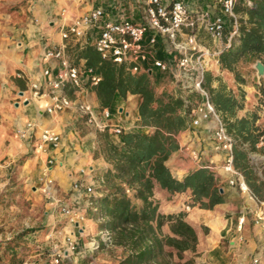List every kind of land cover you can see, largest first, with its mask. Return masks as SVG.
Instances as JSON below:
<instances>
[{
  "label": "crops",
  "instance_id": "obj_1",
  "mask_svg": "<svg viewBox=\"0 0 264 264\" xmlns=\"http://www.w3.org/2000/svg\"><path fill=\"white\" fill-rule=\"evenodd\" d=\"M171 1L168 0V2ZM184 1L187 6L188 3L193 6L194 10L200 9L212 14L219 12L214 0ZM146 8V0H0V178L7 168L22 159L24 162L21 167L22 179L27 183L28 178L34 174V178L38 177L40 181L51 177L57 183L66 185L71 180L70 175L87 164H90V179H87L89 176L86 174L85 180L92 182L94 176L98 177L97 175L100 180H104L103 174L112 167L103 157L95 156L96 136L90 133V136L82 137L74 127V116L78 113L75 108H68L52 116L46 111L50 104L49 99L25 102L21 92L29 90L31 81L43 82L40 78L44 68L43 57L47 51L63 44L61 29L68 25L72 18L83 16L96 9L104 11L101 21L88 33V37L92 40L98 37L106 21L141 22ZM202 39L213 46L212 39L206 34H202ZM163 43L165 42H158L155 48L158 50L157 57L165 59L167 53L163 52ZM89 44L90 46L87 47L93 48L92 43ZM87 47L69 42L68 55L70 53L77 55L76 60L80 61L83 59L80 55ZM215 67L214 72L209 74L207 82V86L209 83L212 89H217L221 83H227V80L230 82L233 75L223 70L221 64ZM151 77L158 93L172 91L171 75H162L154 71ZM82 79L86 81L85 76ZM233 85V83L230 84L231 87ZM237 85L243 87L246 94L241 102L242 109L237 110L235 117L228 118V121L234 123L244 118L251 122L252 90L241 84L237 83ZM69 92V96L73 98L72 90H68V94ZM230 93L235 95L234 90ZM80 97L96 107L101 105L94 88H88L81 93ZM141 103L140 95H128L125 99L117 97L109 110L115 109L120 117L112 116L110 124L123 128L124 134H152L155 131L154 128L144 127L141 124L139 115ZM9 105L12 107L9 108ZM97 113L100 114V112ZM122 115L125 119L121 117ZM28 123H36L37 136L44 128L55 130L61 139L59 149L52 154L42 153L36 148L37 138L31 139L30 143L27 139H21L18 130L24 129ZM259 125L264 127V116L262 120H259L257 126ZM34 134L35 132L32 136ZM111 135H109L110 139L115 145H123L121 137L115 134L111 137ZM120 136L123 137V135ZM176 139L180 148L172 153L166 162L171 176L183 182L190 175L205 170L213 177L218 190L217 200L212 197V188L208 198L203 197L201 201H198L191 188L182 193H171L154 182L152 200L158 204L159 213L165 216L182 215L198 235L197 251L185 252L184 260L181 262L194 260L195 264H254L258 261L259 264H264V228L255 224V211L260 206L243 194L237 186L230 184L232 176L223 169L225 154L215 150L212 125L204 123L198 128H191L189 124L188 129L179 133ZM31 143H34L30 149L33 154L28 158L30 152L28 146ZM194 153L198 154V159H195ZM51 158L54 159L52 165L49 164ZM28 162L30 171H28ZM236 169L244 174L241 169L237 167ZM92 173L94 176L91 175ZM246 182L249 185L247 180ZM252 183L254 184L253 181ZM105 192L106 190L103 193ZM79 194L72 195V203L81 208L82 201ZM262 194L261 197L257 196L264 200V192ZM135 202L140 207V202ZM94 208L98 209L97 206ZM98 211L99 209L96 212ZM243 215L246 221L243 230L239 231L238 222ZM83 218L86 220V216ZM77 224L76 222V227H78ZM80 228L77 238L79 247L77 256L79 257L75 258V263H78L80 258L91 257L86 249V236L92 234L97 237L102 232L94 219L88 220L85 226L81 225ZM163 231L165 234L172 235L168 225L163 227Z\"/></svg>",
  "mask_w": 264,
  "mask_h": 264
},
{
  "label": "built area",
  "instance_id": "obj_2",
  "mask_svg": "<svg viewBox=\"0 0 264 264\" xmlns=\"http://www.w3.org/2000/svg\"><path fill=\"white\" fill-rule=\"evenodd\" d=\"M146 3L147 8L141 22L106 21L98 37L93 40L88 37V33L101 21L104 11L96 9L72 18L61 29L63 44L47 51L43 57L44 68L40 77L43 82H29V90L22 91L23 101L49 99L50 104L46 111L52 116L68 108H75L95 131L111 132L120 136L124 134V129L110 124L111 110L104 109L101 105L96 107L81 99V93L88 88L97 87L102 76L97 68L87 64V60L81 59L79 64L71 60L68 55L69 42H75L84 48L92 43L102 61L122 66L132 75L152 76L154 71L171 75L173 89L169 93L183 101L184 114L191 128H198L204 123L212 125L215 150L225 154L223 169L232 176L230 184L237 186L243 194L259 204L260 207L255 211V224L264 228V200L252 191L244 174L236 169V138L229 131L222 113L217 110L207 86V76L214 72L215 66H219L222 53L233 48L237 42L234 40L240 38L241 17L236 13V8L242 6L251 9L255 0H215L218 14L200 9L190 11L184 0H146ZM202 34L212 39L213 46L203 41ZM86 39L89 40L86 42ZM160 41L165 42V59L157 57L158 50L155 47ZM83 76L86 81L82 79ZM70 89L74 99L68 94ZM37 129L36 123H28L24 129L18 130V135L29 143L31 139L37 138L36 148L42 153L52 154L59 149L61 139L55 130L44 128L37 136ZM258 147H264V136L260 138ZM193 156L198 159L197 153ZM53 163L54 159H49V164ZM84 181L81 179L75 182L74 191H83L90 198L97 197V184L94 181L89 184ZM87 205H94V202L89 200ZM64 212L70 214L69 210ZM245 221V215L241 216L238 222L239 231L243 230ZM102 235L104 244H111L110 232L103 231ZM93 246L94 251L100 249L98 243ZM74 249L72 244V250ZM63 258L53 255L44 264H61Z\"/></svg>",
  "mask_w": 264,
  "mask_h": 264
},
{
  "label": "trees",
  "instance_id": "obj_3",
  "mask_svg": "<svg viewBox=\"0 0 264 264\" xmlns=\"http://www.w3.org/2000/svg\"><path fill=\"white\" fill-rule=\"evenodd\" d=\"M236 13L241 17L240 43L220 56L222 69L231 73L237 72V64L246 56L255 57L264 64V0H259L253 9L238 6ZM80 57L87 60L89 66L97 68L102 76L94 92L104 109H111L117 97L125 99L128 95H140L141 124L155 129L150 135L123 134L122 146L111 141L109 132L101 137L104 141L102 154L112 168L104 177L106 192L94 202L99 209V218L103 220L99 224L100 230L109 231L112 246L122 250L117 264H195L194 260L181 261L185 252L197 251L196 230L182 215L159 213L158 204L152 200L154 182L171 193H182L191 188L198 201L208 198L212 188V197L216 200L218 197L214 179L207 171L200 170L180 182L171 176L166 166L172 153L180 148L177 135L189 126L183 101L167 91L158 93L150 75H132L122 66L102 61L91 47H87ZM258 91L260 104L264 106V79ZM210 92L217 110L226 116L225 119L235 117L237 110L242 109L240 100L223 88H210ZM244 96L245 92H241L242 100ZM228 128L237 137L257 145L259 138L253 134L254 124L249 120L228 121ZM234 152L236 167L243 168L246 180L252 186L253 171H245L241 166L246 153L237 146ZM132 190L131 196L129 191ZM135 201L140 202V207ZM165 225L169 226L172 235L164 233ZM105 247V244L101 245L102 249Z\"/></svg>",
  "mask_w": 264,
  "mask_h": 264
},
{
  "label": "rangeland",
  "instance_id": "obj_4",
  "mask_svg": "<svg viewBox=\"0 0 264 264\" xmlns=\"http://www.w3.org/2000/svg\"><path fill=\"white\" fill-rule=\"evenodd\" d=\"M258 1L255 0V4L251 9L256 7ZM188 7L190 11L194 10L193 6L189 3ZM244 18L247 20V15H244ZM235 41L237 42L234 47L239 45L240 38H236ZM69 56L75 64H79V61L76 60L77 55L70 53ZM259 62L261 61L255 57H244L236 66L237 72L232 73L231 81L229 82L227 80V83H221L215 90L223 88L227 93L234 90L235 96L240 102H242L241 92L244 91L243 87L238 86L237 83L249 87L250 91L252 90L253 100L250 104L253 106V114L251 122L254 124L253 134L260 140L264 136V127L263 125L257 126V124L259 120H262V116H264V106L259 101L260 93L258 86L261 84L262 79H264V75L258 77V70L255 66ZM219 76H221V73H219ZM231 83L234 84L232 87L230 86ZM247 90L249 91V89ZM10 107L12 106L9 105ZM111 114L113 118L119 116L115 109L111 111ZM121 117L125 119L124 115ZM223 117L228 126V120L225 119V116ZM74 122V127L82 137L90 133L96 136L97 145L95 147V156L104 158L102 154L104 141L101 138L103 133L91 128L86 123V118L82 117L79 113H76L74 116ZM111 134L113 135L114 133L109 132V135ZM232 134L236 138V146L246 153V159L242 160L241 166L245 167V171L246 169L253 171L252 181L254 184L250 187L252 191L261 197L264 192V147H258V143L254 146L251 141L237 137L234 133ZM119 137L123 138L122 136ZM33 145L34 143H31L28 146L29 151ZM32 154L33 152L30 151L28 158ZM106 163L110 165L108 162ZM23 164L22 159L14 163L5 170L0 178V264H44L49 262L53 255L64 257L61 264H117L122 255V250L113 247L112 244H106V247L102 249L101 245L104 244L103 231L97 237L92 234L88 237L86 236V249L89 251L88 254H91V257L80 258V263L79 261L75 263V258L79 257V255L77 256V252L79 251L77 238L79 237L81 225L85 226V223L92 219H94L97 225L103 222L99 218V211L96 212L94 210V199L100 198L99 196L105 190V182L102 183V180L98 178L99 175L96 177L94 173L91 174L95 177L93 181L97 184V197L90 198L81 191L79 194L81 196L80 200L82 201L81 208L72 203V195L74 193L78 194L74 191L75 182L81 179L85 180L86 174L89 176L87 179H90V164L74 171L70 175L71 180L66 185L57 183L51 177L47 180L40 181L38 177L34 178V174L28 178L27 183L22 179L23 172L21 171V167ZM29 164L28 162V171H30ZM81 169L83 171H80ZM242 169L241 171H244ZM103 175L105 177L106 173ZM84 182L91 183L90 180H85ZM133 192V190L129 191L131 196ZM89 200H92L94 205L88 206L87 203ZM64 210H69L70 214H66ZM83 216H86V220H84ZM76 222L78 223V227L75 225ZM94 243L100 244V249L94 251ZM72 244L75 246L74 250H72Z\"/></svg>",
  "mask_w": 264,
  "mask_h": 264
},
{
  "label": "water",
  "instance_id": "obj_5",
  "mask_svg": "<svg viewBox=\"0 0 264 264\" xmlns=\"http://www.w3.org/2000/svg\"><path fill=\"white\" fill-rule=\"evenodd\" d=\"M256 69L258 70V77H261L264 75V64L262 62L257 63V65L255 66ZM23 94V92H21V95Z\"/></svg>",
  "mask_w": 264,
  "mask_h": 264
}]
</instances>
